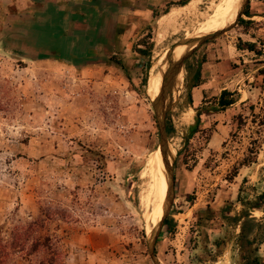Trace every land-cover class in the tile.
<instances>
[{
    "label": "rangeland",
    "instance_id": "1",
    "mask_svg": "<svg viewBox=\"0 0 264 264\" xmlns=\"http://www.w3.org/2000/svg\"><path fill=\"white\" fill-rule=\"evenodd\" d=\"M173 1L154 7L157 16L117 24L125 33L105 24L87 55L62 60L45 42L38 56L0 46V264H154L153 236L158 264H241V250L254 247L264 264V209L249 207L264 191V8L260 0H240L227 25L191 45L190 38L215 31L206 29L222 15L223 0L204 27L198 25L220 0ZM246 4L249 16L242 13ZM183 54L173 85L163 88L162 107L154 109L161 86L154 78ZM185 59L204 66L206 79L194 88L200 102H189ZM217 59L226 62L213 72ZM226 84L237 100L215 110L214 94ZM196 111L197 130L189 135ZM160 125L170 175L159 218L167 217L170 231L145 218L146 173ZM151 168L159 176L151 192L158 202L160 166ZM223 211L249 213L263 238L236 241L241 219L235 224Z\"/></svg>",
    "mask_w": 264,
    "mask_h": 264
},
{
    "label": "crops",
    "instance_id": "2",
    "mask_svg": "<svg viewBox=\"0 0 264 264\" xmlns=\"http://www.w3.org/2000/svg\"><path fill=\"white\" fill-rule=\"evenodd\" d=\"M113 1L0 0V46L4 43L5 47L12 50L15 46L21 47L23 48L21 50L27 49V51H32L33 55L38 56V54L45 53L39 47L48 43L56 46L60 52L58 56L62 60L72 55H87L94 50L93 47L98 42L96 39L104 37L105 24H115L116 31L125 33L126 27L117 24H137L141 18L152 17L153 8L163 6L165 2V0H135L136 2H132L131 6H125L121 0L118 5L115 0ZM165 13L160 15L163 16ZM84 42L87 48H81ZM24 56L28 58L27 55ZM30 56L29 60L35 57ZM223 60H216L213 72L219 70L220 61L223 63ZM205 63L208 64V62ZM86 69L90 70L85 67L81 68V70ZM203 69L204 66L201 64L200 77L206 79ZM208 81L210 80L207 79ZM227 85L219 87L214 95L224 88L229 89ZM194 88L196 87L190 89L191 101L200 102L199 97L202 95L198 96ZM209 91L210 89H207V92ZM227 109L226 107L225 110Z\"/></svg>",
    "mask_w": 264,
    "mask_h": 264
},
{
    "label": "trees",
    "instance_id": "3",
    "mask_svg": "<svg viewBox=\"0 0 264 264\" xmlns=\"http://www.w3.org/2000/svg\"><path fill=\"white\" fill-rule=\"evenodd\" d=\"M191 1L192 0H176L173 2H169V3L173 4V5L181 6L184 4H188ZM260 1H261V5L264 8V0H260ZM231 2H232V0H223V5L221 6L220 11L224 12V10L227 8V6ZM168 8L169 7L164 8L161 11V13L167 12ZM242 13L245 14L246 16H249L248 4H246ZM152 15L157 16V13L155 12V14H154V12H153ZM237 20H238V23L242 26H247V23L249 22L248 20H246L242 17H239ZM246 43H247L246 48H248L249 50L252 49L253 44L251 42H246ZM236 47H237V49H240L239 45H236ZM242 48H244V47H242ZM137 51H139V53L141 55H145L146 53H148L147 52L148 48L147 49L137 48ZM184 70H185L184 80L188 84V88L190 90L191 87L197 86L200 83V62H196L195 65H192L190 62L187 61V59H185ZM263 72H264V70H263ZM188 73H189V75H188ZM188 97H189V102H191V98H190L189 93H188ZM214 97H215V98H213L214 100H212L213 104H210V105H213L212 107L215 110L224 109L237 100V98L233 97L232 93L228 89H225V88L222 89L219 92V94L214 96ZM198 115L199 114L196 111L195 121H194L193 125L190 127L189 135L197 130V125L199 123ZM164 131H165L166 136H170L169 134L173 131V127L169 121L165 122ZM247 160H248L247 158H244L243 163L246 162ZM234 170H236V169H234ZM257 197L260 199V201L252 202L249 207L263 210L264 209V191L261 192L260 194H258ZM236 198L238 201H241V203H242L243 200H242V197L240 195V190L237 192ZM222 217L223 218H229V219L231 218L233 221H235V224L239 221V219H241V221L239 222V232L235 236L236 241L243 240L242 242H244L245 244H251L252 242H254L256 240H260L263 238L262 236H258L259 227H261V223L258 222L254 217L250 216L249 213H247L246 211L241 213V215L232 216V217L228 216L223 211ZM162 224L166 225V228H167L166 230L170 231L172 229V226L170 225L166 216L162 219ZM252 226H256L254 232H252L250 230V228ZM159 234H160V232H159ZM255 249L256 248L254 247V248L249 249V250L248 249L247 250H241V252L239 254L240 259L242 261L241 264H261L259 261L260 259H258L257 255L253 254V250H255Z\"/></svg>",
    "mask_w": 264,
    "mask_h": 264
},
{
    "label": "bare ground",
    "instance_id": "4",
    "mask_svg": "<svg viewBox=\"0 0 264 264\" xmlns=\"http://www.w3.org/2000/svg\"><path fill=\"white\" fill-rule=\"evenodd\" d=\"M221 1L222 0H220L217 4H215V6L212 9V12L206 18H204L203 21L199 25L197 24L198 27L200 25H202V27H204L203 24L210 22V16L220 6ZM239 4H240V0H232V2L227 6V8L224 10V12L222 13V15L220 16V18H218L216 20L217 22L215 24H213V26L208 27L206 30H210V29L215 30V29H218V28H220V27H222L224 25H227L231 21V19H233L234 16L238 13V11H239ZM178 46L179 45H177L176 47H173V49L174 50L175 49L177 50V47ZM157 75L158 76H156V78H154V81L156 79L155 86H157L158 81L161 79V74L158 73ZM157 78H158V80H157ZM155 86H154V88H155ZM154 90H152L150 93L153 94L154 93ZM155 150H156V154L152 158L149 159L151 161V163L149 161V163L151 164V166L148 168L147 173H146V176L148 177V183H147L148 184V186H147L148 188H147V195L144 197V199L146 200V207L148 206V209H149L147 212H145V218L148 220V226L151 225V224L153 226H154V224L156 225V222L158 221L159 217L161 216V214H162L161 203H162V201H163V199L165 197V193H166V190H167L166 176L164 175V172H163V169H162V165H161V160H162L160 158V153L161 152H160V149L159 148H156ZM156 158H158V160ZM157 166H160V173H161V178H162V182H161V186H160L161 193H160V197H159L158 202L156 201V199H155L154 196L151 197L152 196L151 195V192L153 191L154 186H155L154 182L156 183L157 179L159 180V176L156 177L157 175H155L153 173V171H152L153 169L151 167L156 168Z\"/></svg>",
    "mask_w": 264,
    "mask_h": 264
},
{
    "label": "water",
    "instance_id": "5",
    "mask_svg": "<svg viewBox=\"0 0 264 264\" xmlns=\"http://www.w3.org/2000/svg\"><path fill=\"white\" fill-rule=\"evenodd\" d=\"M217 31L218 30H215L214 32L206 34V35H201V36H196V37L190 38L189 40H187V43L191 44V45L198 44L199 42L204 40L206 37H210V36L214 35ZM184 58H185V54L181 55L177 60L170 61L167 68L165 69V72L161 75V86L159 87L157 94L155 95V97L151 101V104H152L154 109H157L158 107H162V105H163V93H162L163 88H164V86L165 87H168V86L171 87V85H173L176 77L179 74V70L181 68V65L183 63ZM159 137H160V142H159L158 148L160 149V152L163 155L162 160H163V165L166 169L165 170V176H166V181H167V176L170 175V167H169L168 158L166 156V151H168V150H167V145H166V140H165V136L163 133L162 125H160ZM167 189H168V182H167ZM161 217H162V215H161ZM162 219L163 218H159V221L156 223V225H159V223L162 222ZM153 239H154V236L150 240L149 255H150L153 263L158 264L157 261L153 257Z\"/></svg>",
    "mask_w": 264,
    "mask_h": 264
}]
</instances>
